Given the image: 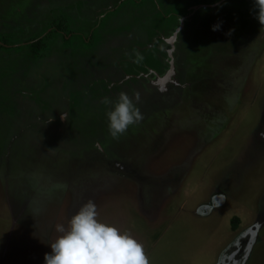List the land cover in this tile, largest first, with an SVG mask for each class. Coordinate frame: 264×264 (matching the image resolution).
I'll return each instance as SVG.
<instances>
[{
    "label": "rangeland",
    "instance_id": "rangeland-1",
    "mask_svg": "<svg viewBox=\"0 0 264 264\" xmlns=\"http://www.w3.org/2000/svg\"><path fill=\"white\" fill-rule=\"evenodd\" d=\"M255 12L254 0H0V264H44L55 225L89 199L150 264H264ZM120 92L140 93L143 120L114 139L102 101Z\"/></svg>",
    "mask_w": 264,
    "mask_h": 264
},
{
    "label": "clouds",
    "instance_id": "clouds-1",
    "mask_svg": "<svg viewBox=\"0 0 264 264\" xmlns=\"http://www.w3.org/2000/svg\"><path fill=\"white\" fill-rule=\"evenodd\" d=\"M256 9L254 18L264 26V0H254ZM221 23L212 25L211 30H220ZM232 31L227 34L231 35ZM142 59V54L137 51L134 62L139 63ZM140 101L139 92L132 96L120 92L115 101L109 97L103 99L102 103L111 105L106 115L108 130L114 139L143 120L138 107ZM61 119L65 120L63 114ZM98 217L97 205L89 199L70 218L67 227L55 225V231L60 235L50 243L51 252L45 253L44 264H150L144 245L129 231H122Z\"/></svg>",
    "mask_w": 264,
    "mask_h": 264
},
{
    "label": "flooded vegetation",
    "instance_id": "flooded-vegetation-1",
    "mask_svg": "<svg viewBox=\"0 0 264 264\" xmlns=\"http://www.w3.org/2000/svg\"><path fill=\"white\" fill-rule=\"evenodd\" d=\"M239 254V251H235L234 253L231 254V256H228L227 258H231L232 256L235 257ZM230 261V260H229ZM228 264H231L230 262Z\"/></svg>",
    "mask_w": 264,
    "mask_h": 264
},
{
    "label": "trees",
    "instance_id": "trees-1",
    "mask_svg": "<svg viewBox=\"0 0 264 264\" xmlns=\"http://www.w3.org/2000/svg\"><path fill=\"white\" fill-rule=\"evenodd\" d=\"M235 225H236V224L233 225V228H235Z\"/></svg>",
    "mask_w": 264,
    "mask_h": 264
}]
</instances>
